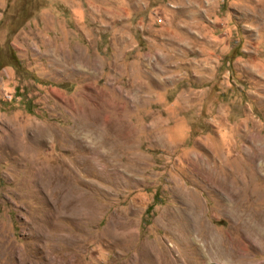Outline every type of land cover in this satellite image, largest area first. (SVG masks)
Listing matches in <instances>:
<instances>
[{
    "label": "rangeland",
    "instance_id": "374dc122",
    "mask_svg": "<svg viewBox=\"0 0 264 264\" xmlns=\"http://www.w3.org/2000/svg\"><path fill=\"white\" fill-rule=\"evenodd\" d=\"M0 264H264V0H0Z\"/></svg>",
    "mask_w": 264,
    "mask_h": 264
},
{
    "label": "trees",
    "instance_id": "16d2710c",
    "mask_svg": "<svg viewBox=\"0 0 264 264\" xmlns=\"http://www.w3.org/2000/svg\"><path fill=\"white\" fill-rule=\"evenodd\" d=\"M17 66V65H16ZM152 208V205L150 207H148V211Z\"/></svg>",
    "mask_w": 264,
    "mask_h": 264
}]
</instances>
